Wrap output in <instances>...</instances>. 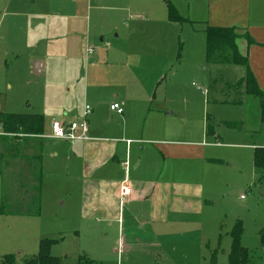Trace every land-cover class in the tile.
<instances>
[{
    "label": "rangeland",
    "instance_id": "374dc122",
    "mask_svg": "<svg viewBox=\"0 0 264 264\" xmlns=\"http://www.w3.org/2000/svg\"><path fill=\"white\" fill-rule=\"evenodd\" d=\"M175 1L0 0V112L42 114L45 122L44 136H0L12 184L6 196L15 193L9 207L17 209L0 214V257L14 254L20 263L47 239L53 264H231V231L240 222L241 245L249 252L240 264H264V175L255 171L253 150L213 148L200 215L161 224L126 206L118 222L83 217L82 173L71 142L50 137L53 120L93 127L99 112L109 117L116 93L143 89L156 96L155 105L161 101L173 111L168 122L184 133L208 118L224 143L252 138L264 146L259 99L238 85L245 67L208 63L205 28L177 10L180 18L172 15ZM34 57L46 62L40 75L31 69ZM121 69L127 77H119ZM199 87L211 91L208 98ZM188 103L193 108L184 110ZM233 130L248 132V139L230 136ZM250 131H256L252 137ZM196 165L201 171V162ZM2 192L0 175V206Z\"/></svg>",
    "mask_w": 264,
    "mask_h": 264
},
{
    "label": "crops",
    "instance_id": "0c3cea01",
    "mask_svg": "<svg viewBox=\"0 0 264 264\" xmlns=\"http://www.w3.org/2000/svg\"><path fill=\"white\" fill-rule=\"evenodd\" d=\"M174 7L183 19L203 25L205 29L207 26H233L241 35L248 33L255 43L249 46L246 38L240 37L238 48L242 54H248L253 74L264 90V0H176ZM45 68L43 59H32L34 74L38 71L36 75H40ZM125 72L121 69L119 77H127ZM197 90L206 97L211 92L201 87ZM205 98V104L209 103ZM156 100L155 95L150 96L143 89L132 94L123 90L109 102V117L99 112L97 118H93V127L87 123L85 139H65L71 142L70 153L82 173L84 218L102 217L121 222L127 206L132 214L143 215V219L154 223L164 224L177 218L188 221L193 215H200L207 201L206 186L211 185L213 174L209 165L216 158L213 148L251 149L254 156L257 146L254 139L224 143L221 135L210 129L208 118L200 128L191 127L184 133L181 127L169 124L167 116L173 111L166 112L161 101L155 105ZM213 101L222 102V98L215 96ZM114 103H119L123 111L112 109ZM191 108L193 106L188 103L184 110ZM230 123L229 127L242 128L241 122H237L239 125ZM254 132L250 131L251 137ZM237 133L244 135L243 138L248 136V132L241 134L236 130L229 135ZM210 135L214 141L209 139ZM199 162L201 171L196 165ZM1 177L3 189L7 177L5 170ZM123 185L129 190L126 196L121 193Z\"/></svg>",
    "mask_w": 264,
    "mask_h": 264
},
{
    "label": "trees",
    "instance_id": "16d2710c",
    "mask_svg": "<svg viewBox=\"0 0 264 264\" xmlns=\"http://www.w3.org/2000/svg\"><path fill=\"white\" fill-rule=\"evenodd\" d=\"M170 12L174 16H178L176 9L170 5ZM176 13V14H175ZM175 18L172 16V19ZM206 34V56L210 64H230L241 65L246 69L245 76L239 80V84L244 86L245 93L249 96L259 99L261 122L264 123V90L258 84L256 77L250 66L248 54H242L238 48V39L246 38L248 45L255 43L254 39L248 34L241 35L235 27H217L207 26ZM44 116L35 113H3L0 112V127L5 134L24 133L28 135L44 134ZM230 125H239L237 122H231ZM211 129V127H210ZM1 136V135H0ZM2 153L0 152V175L4 173L2 167ZM40 159V157L38 156ZM254 167L258 174L264 175V146H256L254 150ZM22 177V171L19 172ZM8 175L4 180L2 200L0 206V214L16 213L17 209L9 207L11 199H14L15 193H8ZM17 196V195H16ZM17 199V197H15ZM11 200V201H10ZM15 201V200H14ZM14 204V203H13ZM13 208V207H12ZM242 225L240 222L231 231L232 244L229 252V260L231 264H240L248 259V249L241 245ZM261 238L264 244V228L261 231ZM54 258L49 253V240L43 239L40 243L39 252L36 255L24 257L20 263L17 262L14 254H5L0 257V264H53ZM93 264V263H92Z\"/></svg>",
    "mask_w": 264,
    "mask_h": 264
},
{
    "label": "built area",
    "instance_id": "2783aa9c",
    "mask_svg": "<svg viewBox=\"0 0 264 264\" xmlns=\"http://www.w3.org/2000/svg\"><path fill=\"white\" fill-rule=\"evenodd\" d=\"M93 51L89 49L87 51L88 54H91ZM112 109H117L119 112L123 111L122 106L119 103H114L111 105ZM91 112V107L87 104L85 105V112L84 115H88ZM52 134L50 137L52 138H60L66 140H75V139H85L87 137V130L88 125L86 121L78 122V121H60V120H53L51 124ZM80 131V133H79ZM5 134L0 127V135ZM121 193L126 196L129 194L128 187L123 185L121 187Z\"/></svg>",
    "mask_w": 264,
    "mask_h": 264
},
{
    "label": "water",
    "instance_id": "95a60500",
    "mask_svg": "<svg viewBox=\"0 0 264 264\" xmlns=\"http://www.w3.org/2000/svg\"><path fill=\"white\" fill-rule=\"evenodd\" d=\"M39 72L38 71H35V74H38Z\"/></svg>",
    "mask_w": 264,
    "mask_h": 264
}]
</instances>
